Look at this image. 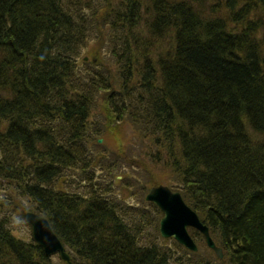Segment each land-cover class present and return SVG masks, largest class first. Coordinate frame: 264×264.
Returning <instances> with one entry per match:
<instances>
[{"label": "trees", "instance_id": "16d2710c", "mask_svg": "<svg viewBox=\"0 0 264 264\" xmlns=\"http://www.w3.org/2000/svg\"><path fill=\"white\" fill-rule=\"evenodd\" d=\"M101 1L114 70L77 64L92 0H0V264H52L13 233L7 189L48 220L71 264H264V0H225L222 14L193 0ZM101 92L106 116L156 147L222 259L195 229L197 252L161 238L159 208L117 198L114 175L95 172Z\"/></svg>", "mask_w": 264, "mask_h": 264}, {"label": "rangeland", "instance_id": "374dc122", "mask_svg": "<svg viewBox=\"0 0 264 264\" xmlns=\"http://www.w3.org/2000/svg\"><path fill=\"white\" fill-rule=\"evenodd\" d=\"M193 1L199 2L200 4L198 5H201L202 9L207 12L209 10L212 12L216 11L215 14L225 12L223 9L225 0H202L204 3L201 0ZM107 4L101 0L88 2L90 8L86 9L87 14L92 15L95 11L97 15L91 18L92 27L89 37L86 39L84 46L80 48L77 56V64L80 69H82L84 64H90L91 61L98 67H109L112 70L116 67L112 62L111 53L108 49V39L105 37L107 26L102 18L103 10L107 7ZM93 107L89 118V130L93 132L91 135V144H94L92 145L93 151L99 157L98 160H100L98 163L100 167L97 166L98 169L95 172L100 176V168L104 166L103 174L106 173L108 175L110 172L114 175L116 186L111 188V190L115 192L118 196L117 198L125 196L127 203L137 207L145 206V196L150 187L159 184L170 187L174 184L173 171L161 163H155L150 158L149 152L156 147L151 144L147 137L137 133V129L130 121L117 122L106 116V103L102 92L96 96ZM96 131L99 136L95 133ZM112 161L114 163L112 169L110 166L106 168L109 164L108 162L112 164ZM6 192L12 195L15 203L20 205V209L24 208L21 210L18 208L13 214L14 220L11 224L13 233L28 239L31 237L30 228L18 216V213L22 214V212L28 211L29 203L24 198L17 197L11 189H7ZM49 257L52 258V264H66L56 254ZM76 264H79V262H76Z\"/></svg>", "mask_w": 264, "mask_h": 264}, {"label": "water", "instance_id": "95a60500", "mask_svg": "<svg viewBox=\"0 0 264 264\" xmlns=\"http://www.w3.org/2000/svg\"><path fill=\"white\" fill-rule=\"evenodd\" d=\"M145 200L158 207L162 213L158 223L162 238H173L185 249L196 252L198 247L189 233V228H192L202 234L206 246L213 251L216 258H223V250L212 239L208 226L202 222L196 211L185 203L179 191L159 184L149 188ZM21 217L30 228L32 240L43 249L46 256L56 254L61 260L71 264L65 246L43 215L24 211Z\"/></svg>", "mask_w": 264, "mask_h": 264}]
</instances>
